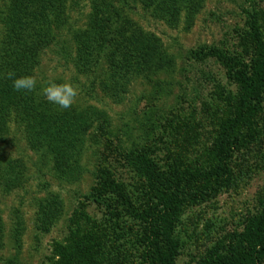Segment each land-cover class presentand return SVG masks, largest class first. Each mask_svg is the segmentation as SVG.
<instances>
[{
    "label": "rangeland",
    "instance_id": "rangeland-1",
    "mask_svg": "<svg viewBox=\"0 0 264 264\" xmlns=\"http://www.w3.org/2000/svg\"><path fill=\"white\" fill-rule=\"evenodd\" d=\"M111 1L116 11L111 40L103 41L105 50L95 40L93 53L82 56L98 38L91 16L97 10L93 0H64L56 11L60 21L49 27L50 42L31 54L26 75L37 86L18 92L9 76L3 78V38L6 23L18 31L28 9L25 0H0V104L3 108L1 92L26 100L7 108L8 121L2 122L0 114V264H55L58 247L86 233L101 243V264H154L146 256L154 220L141 209L150 203L158 210L163 202L149 199L145 177L126 152L144 150L171 172L181 162L201 169L219 162L211 150L227 117L228 100L239 91L230 68L237 71L255 55L253 21L264 38V0H190L163 12L137 0L121 10L118 0ZM118 32L134 38L112 59L108 53ZM147 40L157 58L144 69L141 58L132 63L135 59L127 54L130 46L137 49ZM114 60L120 61L119 75ZM64 81L78 89L67 110L42 93L49 83ZM51 118L68 126L58 130L67 141L58 139L59 133L51 136L58 132ZM262 130L254 144L232 154L230 187L184 205L176 216L172 235L179 253L174 264H203L212 250L221 252L238 242L248 218L264 210V123ZM107 138L113 148L105 145ZM116 146L123 155L115 153ZM100 168L124 184L130 204L116 190L94 197ZM196 182L184 186L186 196L202 193L205 182Z\"/></svg>",
    "mask_w": 264,
    "mask_h": 264
},
{
    "label": "trees",
    "instance_id": "trees-1",
    "mask_svg": "<svg viewBox=\"0 0 264 264\" xmlns=\"http://www.w3.org/2000/svg\"><path fill=\"white\" fill-rule=\"evenodd\" d=\"M63 1L25 0L28 9L27 18L24 23L21 22L17 28L19 30L17 31L12 27L10 22L6 23L8 31L5 30L3 38L5 49L1 59L2 70L6 73L3 78L8 77L10 73L15 74L16 77L28 74L30 67L33 65L31 54L38 52L44 43L50 42L49 27L56 26L57 22L60 21L56 11L58 6L63 4ZM118 1L119 4L117 3L116 6L121 10H124L127 6L130 7L131 1L136 2V0ZM188 1L190 2V0H137V3L153 9L152 11L163 12L176 5L175 3H188ZM114 2L111 0H93V9L95 8L97 13L95 12L91 16L94 18L93 22L96 31H98V38H93L89 42L88 49L84 48L82 50L84 51L81 54L82 56L88 51L93 53L94 47L92 49L91 45L95 40L99 43L97 47L105 50L106 46L103 41H107L108 33L114 25L112 21V13L116 12ZM137 3L134 5H137ZM133 38L134 36L131 33L125 35V33L118 32V36L112 38L114 47L112 46V50L110 49L108 57L115 59L117 53H122L126 45L132 43ZM109 39L111 40L110 37ZM250 39V44L255 51L252 61L241 64L237 71L230 68L231 75L239 84V91L232 101L228 100L227 117L225 121L220 123L219 134L211 150V154L215 156L216 160H219L217 164H211L209 169L206 167L201 169L198 167L193 168L191 164L185 166L181 164L180 160L181 163L177 164L174 171L171 172L170 170H163L155 158L144 152V150L131 148L126 152V159L145 177V180L142 179V181L148 185L149 199H158L163 202V207L158 210H156V205L151 207L150 203L147 204V208L141 209L142 213L147 214L148 219L152 218L154 220L150 221V224H152V234L149 236L150 242L148 243L150 251L146 254L149 259H154V264L175 263L179 253V242L172 235L176 216L181 213L184 205L193 203L192 201L204 202L212 196V191H220L223 188L230 187L233 175L230 168L232 154L251 143L254 144L262 136V124L264 123V105L262 103L264 91V38L256 20L251 23ZM139 41L140 39L137 40V42ZM135 48L133 45L130 46L128 49L130 53L127 54V58H134L135 61L132 63L136 64V60L141 58V61L145 62L144 69H149L150 63L148 62L157 58L156 48L150 40L142 42L139 48ZM227 64L232 66L233 62L229 61ZM120 66V61L115 62V69H118L117 74ZM118 77L116 78L120 80L121 77ZM21 95L10 98L6 93L3 95L1 92V103L4 105L2 108L0 104L2 122L8 121V115H10V111H6L8 107L11 108V106L20 102H26ZM51 120L55 123L57 131L63 127H68L66 124L58 125L59 119L51 118ZM58 133L61 136L58 139L67 141L65 134L63 135L60 131L51 136H57ZM53 144H51V148H55ZM114 144L112 139H106L105 145L108 149L113 148ZM114 149L117 155H123V153H120V147L116 146ZM184 166L190 167V170L185 169ZM217 173H219L218 176ZM201 179L205 182L202 185V193L186 196L184 186L194 182L197 183L196 180ZM115 190L125 203L130 204V197L124 184L116 182L108 168L103 170L100 168L98 170V181L92 189L94 197L101 199L109 191ZM138 215L141 218V213ZM158 221L161 222V226L158 225ZM101 250V243L95 234L86 233L83 236L76 234L68 245L58 247L60 256L55 264H101L98 259ZM263 262L264 210L248 218L241 239L238 242L231 244L229 248H223L221 252L218 249L212 250L208 258L203 261V264H262ZM146 264H150V262Z\"/></svg>",
    "mask_w": 264,
    "mask_h": 264
},
{
    "label": "clouds",
    "instance_id": "clouds-1",
    "mask_svg": "<svg viewBox=\"0 0 264 264\" xmlns=\"http://www.w3.org/2000/svg\"><path fill=\"white\" fill-rule=\"evenodd\" d=\"M12 87L18 92H31L37 86V81L30 75L16 77L10 73ZM42 93L44 98L51 104L58 106L60 109H70L78 95L77 87L70 81L52 82L43 87Z\"/></svg>",
    "mask_w": 264,
    "mask_h": 264
}]
</instances>
